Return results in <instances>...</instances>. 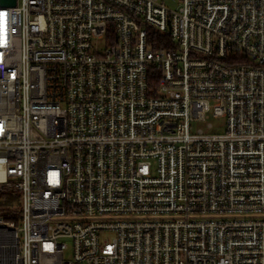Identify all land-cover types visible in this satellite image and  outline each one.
<instances>
[{
    "label": "built area",
    "instance_id": "2783aa9c",
    "mask_svg": "<svg viewBox=\"0 0 264 264\" xmlns=\"http://www.w3.org/2000/svg\"><path fill=\"white\" fill-rule=\"evenodd\" d=\"M6 205L0 264H264V0L0 3Z\"/></svg>",
    "mask_w": 264,
    "mask_h": 264
},
{
    "label": "rangeland",
    "instance_id": "374dc122",
    "mask_svg": "<svg viewBox=\"0 0 264 264\" xmlns=\"http://www.w3.org/2000/svg\"><path fill=\"white\" fill-rule=\"evenodd\" d=\"M162 1H164V4L170 9H174L177 6V0H162ZM157 40H158V38H156V41ZM210 122L214 126L213 129L207 130L205 128V123L198 124V128L202 129L206 133H218V132L222 131V129H223L222 128V123H223L222 119H218V120L211 119ZM196 127H197V124L195 125L194 128H196ZM11 254H12V249L7 251V256H10Z\"/></svg>",
    "mask_w": 264,
    "mask_h": 264
},
{
    "label": "trees",
    "instance_id": "16d2710c",
    "mask_svg": "<svg viewBox=\"0 0 264 264\" xmlns=\"http://www.w3.org/2000/svg\"><path fill=\"white\" fill-rule=\"evenodd\" d=\"M158 41V45L159 46H163V43L161 42V40H157ZM156 74H158V72H156L155 70H151L149 72V82L150 84H153L156 81V78H158V76H156ZM9 202H11L13 199H15L16 197V193L12 195V193H10L9 195ZM0 212H2V214L0 213L1 217L5 220H12L11 215H10V205H6L5 208H0Z\"/></svg>",
    "mask_w": 264,
    "mask_h": 264
},
{
    "label": "water",
    "instance_id": "95a60500",
    "mask_svg": "<svg viewBox=\"0 0 264 264\" xmlns=\"http://www.w3.org/2000/svg\"><path fill=\"white\" fill-rule=\"evenodd\" d=\"M2 5L13 7L15 5V0H0Z\"/></svg>",
    "mask_w": 264,
    "mask_h": 264
}]
</instances>
